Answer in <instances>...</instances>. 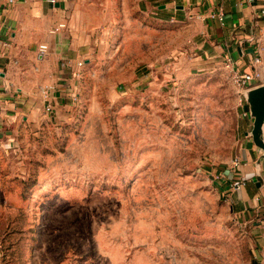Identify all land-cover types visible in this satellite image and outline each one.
I'll return each instance as SVG.
<instances>
[{
    "label": "rangeland",
    "instance_id": "374dc122",
    "mask_svg": "<svg viewBox=\"0 0 264 264\" xmlns=\"http://www.w3.org/2000/svg\"><path fill=\"white\" fill-rule=\"evenodd\" d=\"M67 3L71 102L0 125V264H264L222 177L253 119L186 0Z\"/></svg>",
    "mask_w": 264,
    "mask_h": 264
},
{
    "label": "crops",
    "instance_id": "0c3cea01",
    "mask_svg": "<svg viewBox=\"0 0 264 264\" xmlns=\"http://www.w3.org/2000/svg\"><path fill=\"white\" fill-rule=\"evenodd\" d=\"M68 8L67 0L55 5L49 0H15L13 5L0 0V125L12 126L20 115L32 116L41 108L40 86L48 89L43 91L44 112L50 105L52 110L46 113L57 114L71 102V71L76 69L71 56L76 43L70 39ZM185 8L199 19L202 56L229 59L240 72L262 73L263 81L241 89L242 95L264 85V0H186ZM41 45L48 47L44 55L39 52ZM256 58L261 64L254 63ZM240 154V174L248 180L247 186L236 193L226 187V192L237 194L240 208L247 210L259 199L264 202V181L257 178L259 153L249 136Z\"/></svg>",
    "mask_w": 264,
    "mask_h": 264
},
{
    "label": "built area",
    "instance_id": "2783aa9c",
    "mask_svg": "<svg viewBox=\"0 0 264 264\" xmlns=\"http://www.w3.org/2000/svg\"><path fill=\"white\" fill-rule=\"evenodd\" d=\"M64 0H49V3L51 5H55L60 3ZM8 3L10 5H13L15 3V0H8ZM59 28H64L63 25H61ZM57 30V29H56ZM48 50L47 45H41L39 47V52L41 55H44ZM255 64L259 65L261 64V59L256 58L254 61ZM226 64L228 68L232 69V76L234 83L240 88L244 89L249 85H253L256 83H261L263 81V75L259 70L254 69L250 73L247 72H240L233 68V63L231 60H226ZM82 63H79V66H81ZM48 89H46L47 91ZM52 107L50 105H47L46 112H51ZM245 116L249 117V112L244 113ZM243 166V162L240 157H237L232 162L231 168L223 174L222 177L228 180V183L225 181V185L227 187V190L229 193H236L240 190H242L244 187L247 186L248 180L246 178H243L241 173V167Z\"/></svg>",
    "mask_w": 264,
    "mask_h": 264
},
{
    "label": "water",
    "instance_id": "95a60500",
    "mask_svg": "<svg viewBox=\"0 0 264 264\" xmlns=\"http://www.w3.org/2000/svg\"><path fill=\"white\" fill-rule=\"evenodd\" d=\"M249 106V114L253 119V129L248 134L258 151H263V156L257 161L261 166L264 158V85L251 89L243 94Z\"/></svg>",
    "mask_w": 264,
    "mask_h": 264
}]
</instances>
